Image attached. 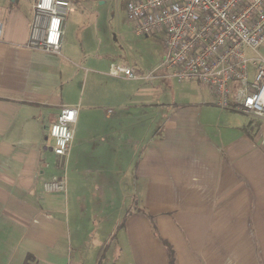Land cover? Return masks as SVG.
Wrapping results in <instances>:
<instances>
[{
  "label": "crops",
  "instance_id": "0c3cea01",
  "mask_svg": "<svg viewBox=\"0 0 264 264\" xmlns=\"http://www.w3.org/2000/svg\"><path fill=\"white\" fill-rule=\"evenodd\" d=\"M68 1L55 54L28 45L33 0H0V264H170L161 239L174 264H264V121L234 109L236 85L222 109L211 86L162 70L109 76L86 48L105 24L116 35L127 0ZM144 38L161 63V38ZM63 107L78 108L66 189L46 193L62 174L49 128Z\"/></svg>",
  "mask_w": 264,
  "mask_h": 264
},
{
  "label": "built area",
  "instance_id": "2783aa9c",
  "mask_svg": "<svg viewBox=\"0 0 264 264\" xmlns=\"http://www.w3.org/2000/svg\"><path fill=\"white\" fill-rule=\"evenodd\" d=\"M32 9L29 47L59 54L70 2L33 0ZM125 14L133 35L161 38L163 58L147 73L111 65L109 76L149 81L162 70L179 82L211 86L222 109L236 85L234 109L264 121V57L257 53L264 45V0H127ZM77 115V107H63L49 128L51 151L63 163L62 174L44 183L46 193L65 192Z\"/></svg>",
  "mask_w": 264,
  "mask_h": 264
},
{
  "label": "rangeland",
  "instance_id": "374dc122",
  "mask_svg": "<svg viewBox=\"0 0 264 264\" xmlns=\"http://www.w3.org/2000/svg\"><path fill=\"white\" fill-rule=\"evenodd\" d=\"M124 4L120 6L118 11H115L114 16L111 19H113V27H114V32L116 35L110 34L108 30V26L106 24L104 25L103 28L100 29L99 31V40L100 44L97 46H91L86 49H88L91 52H98L99 55H102L104 53V57L102 59L111 61L112 65H122V66H129L131 68H135L139 70L142 73H147L151 72L152 70L155 69L160 63V55H161V44L158 40L153 39V38H144V37H137L133 35L130 32L131 27H129V24L126 22L125 15H124ZM119 34V35H118ZM63 44L64 46L67 44V37L66 35L63 36ZM76 50V48H75ZM259 55L264 57V45L259 48L257 51ZM101 53V54H100ZM86 68L93 70L94 68L91 67V64H87ZM84 72V70H82ZM87 73V72H85ZM88 74H92L89 72ZM138 129H142L145 132H148L150 127L143 123L141 127ZM154 129V128H153ZM135 147L136 150V157L138 159L140 150H141V142L138 140L135 143L133 142L130 146V154L133 155V149ZM127 152V151H126ZM131 162L133 160V157L130 158ZM92 162H96V160H91ZM92 178V175L89 176ZM96 178V176H93ZM124 187L122 185L121 189V200L128 194V192L131 193L132 189H128L126 187V190L128 191H123ZM106 189H104V182L100 184V188H97L95 191V195L98 196V199L101 198V194L104 193ZM117 192L115 191V195ZM132 198H130L131 200ZM91 203H95L94 201H90ZM128 202V200H127ZM101 203H105L102 202ZM130 203V202H129ZM97 210L99 211H108L107 209L102 207H96ZM155 218V216L153 217ZM154 233L155 236L157 235L159 238V234L157 232L156 225L154 223ZM161 242L164 244V242H167L168 245L172 248L171 244L167 240L161 239ZM165 246V244H164ZM167 248V247H166ZM168 250V248H167ZM173 251V258L175 255L174 249L172 248ZM169 257V256H168ZM204 255H201L198 257L200 264H207L206 260L204 259Z\"/></svg>",
  "mask_w": 264,
  "mask_h": 264
},
{
  "label": "trees",
  "instance_id": "16d2710c",
  "mask_svg": "<svg viewBox=\"0 0 264 264\" xmlns=\"http://www.w3.org/2000/svg\"><path fill=\"white\" fill-rule=\"evenodd\" d=\"M165 246L168 248L169 263L174 264L173 251L167 242H164Z\"/></svg>",
  "mask_w": 264,
  "mask_h": 264
},
{
  "label": "water",
  "instance_id": "95a60500",
  "mask_svg": "<svg viewBox=\"0 0 264 264\" xmlns=\"http://www.w3.org/2000/svg\"><path fill=\"white\" fill-rule=\"evenodd\" d=\"M11 1H13V0H11Z\"/></svg>",
  "mask_w": 264,
  "mask_h": 264
}]
</instances>
